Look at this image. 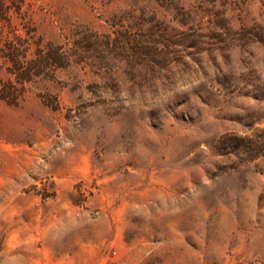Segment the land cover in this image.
<instances>
[{"label":"rangeland","instance_id":"1","mask_svg":"<svg viewBox=\"0 0 264 264\" xmlns=\"http://www.w3.org/2000/svg\"><path fill=\"white\" fill-rule=\"evenodd\" d=\"M27 15L72 61L0 100V264H264V0Z\"/></svg>","mask_w":264,"mask_h":264},{"label":"trees","instance_id":"2","mask_svg":"<svg viewBox=\"0 0 264 264\" xmlns=\"http://www.w3.org/2000/svg\"><path fill=\"white\" fill-rule=\"evenodd\" d=\"M34 1L0 0V72L8 76L6 81L0 80V100L12 107L17 106L27 84L40 78L52 79L57 70L72 61L71 54L60 45L43 42L37 35L27 15ZM89 36L95 42L96 37Z\"/></svg>","mask_w":264,"mask_h":264}]
</instances>
